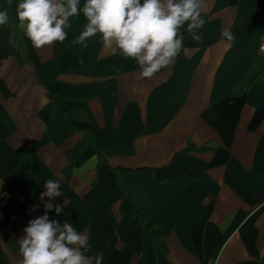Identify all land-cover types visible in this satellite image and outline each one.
I'll use <instances>...</instances> for the list:
<instances>
[{
  "label": "crops",
  "instance_id": "crops-1",
  "mask_svg": "<svg viewBox=\"0 0 264 264\" xmlns=\"http://www.w3.org/2000/svg\"><path fill=\"white\" fill-rule=\"evenodd\" d=\"M19 2L0 26V264L21 259L47 179L64 207L49 218L87 234L102 264H264V0H207L203 42L185 26L183 51L152 78L99 34L72 45L82 14L36 49Z\"/></svg>",
  "mask_w": 264,
  "mask_h": 264
},
{
  "label": "clouds",
  "instance_id": "clouds-1",
  "mask_svg": "<svg viewBox=\"0 0 264 264\" xmlns=\"http://www.w3.org/2000/svg\"><path fill=\"white\" fill-rule=\"evenodd\" d=\"M7 4L11 6L12 0ZM80 5L81 0H20L17 26L33 47L41 49L64 42L70 18L82 14L86 23L71 44L87 48L88 39L99 34L112 55L135 60L142 78H152L166 69L183 51L185 26L193 41L203 42L200 30L206 23L203 14L207 0H84ZM8 20V11L0 10V26ZM221 35L229 45L235 41L229 29L222 30ZM44 188L39 196L44 214L29 220L23 228L24 235L18 240V264H102V252L88 254L87 234L69 221L49 218L48 212L53 209L57 215L64 211L63 205L52 203L63 194L60 181L47 179Z\"/></svg>",
  "mask_w": 264,
  "mask_h": 264
},
{
  "label": "trees",
  "instance_id": "trees-1",
  "mask_svg": "<svg viewBox=\"0 0 264 264\" xmlns=\"http://www.w3.org/2000/svg\"><path fill=\"white\" fill-rule=\"evenodd\" d=\"M11 7L9 6V9H8V14H9V21H11L12 20V16H11ZM68 128L71 130V131H74V128L71 126V125H68ZM90 137V136H89ZM89 140H90V144L93 146V148L96 150V152H97V155H98V160H99V162H98V166H101L102 164H106L107 163V160H106V158H105V156L103 155V153H102V151L100 150V149H98L95 145H94V143H93V141H92V138L90 137L89 138ZM195 150V147L194 146H192V145H189L185 150H184V152H190V151H194ZM114 171L116 172V174H120L121 172H123V171H127V172H135V173H137V172H141V171H143V169H137V170H121V169H114Z\"/></svg>",
  "mask_w": 264,
  "mask_h": 264
},
{
  "label": "built area",
  "instance_id": "built-area-1",
  "mask_svg": "<svg viewBox=\"0 0 264 264\" xmlns=\"http://www.w3.org/2000/svg\"><path fill=\"white\" fill-rule=\"evenodd\" d=\"M259 51L260 53L264 54V35L262 36L260 40Z\"/></svg>",
  "mask_w": 264,
  "mask_h": 264
}]
</instances>
